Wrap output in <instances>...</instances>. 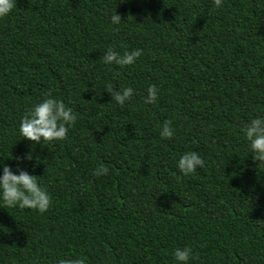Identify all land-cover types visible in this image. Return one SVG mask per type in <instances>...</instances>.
I'll use <instances>...</instances> for the list:
<instances>
[{
	"label": "trees",
	"instance_id": "1",
	"mask_svg": "<svg viewBox=\"0 0 264 264\" xmlns=\"http://www.w3.org/2000/svg\"><path fill=\"white\" fill-rule=\"evenodd\" d=\"M107 47L141 55L105 65ZM108 84L133 95L118 105ZM45 93L77 118L64 140L33 144L18 124ZM255 116L264 0H15L0 18V159L36 175L51 203H0V264H176L184 245L189 264H264V161L241 131ZM188 151L204 166L184 175ZM101 163L108 173L93 176Z\"/></svg>",
	"mask_w": 264,
	"mask_h": 264
},
{
	"label": "clouds",
	"instance_id": "2",
	"mask_svg": "<svg viewBox=\"0 0 264 264\" xmlns=\"http://www.w3.org/2000/svg\"><path fill=\"white\" fill-rule=\"evenodd\" d=\"M15 0H0V18H3L12 11ZM212 4L219 8L222 0H212ZM109 22L117 25L121 22L118 14L109 16ZM141 55L140 49L124 50L119 53L113 47H107L102 56V63L105 65H117L120 67L132 65ZM105 91L110 93L111 100L118 105H123L130 100L133 95L131 86H124L113 91L112 85L105 86ZM144 96V103L151 104L156 100L157 89L155 85H148ZM76 114L72 108L51 94L45 93V98L33 104L20 118L18 132L21 138L31 141L33 144L64 140L68 130L76 120ZM241 131L244 139L248 142V148L253 160L264 161V116H255L247 121ZM159 135L161 138L169 139L173 136L171 121H163ZM17 161L21 157H16ZM24 160L33 159L30 153H25ZM204 160L195 151L184 152L176 161V167L181 174L193 173L196 168L203 167ZM14 173L10 167L0 159V203L9 207L20 209H34L39 213H44L50 206L51 198L46 188L38 182L36 175H31L27 171L16 166ZM108 173V168L104 164H98L92 169V175L100 177ZM172 257L176 264H189L194 258V252L190 245L177 247L172 251ZM56 264H85L80 258H60Z\"/></svg>",
	"mask_w": 264,
	"mask_h": 264
}]
</instances>
